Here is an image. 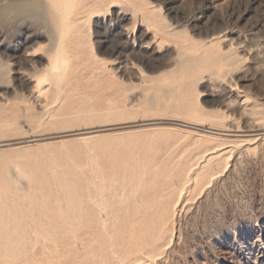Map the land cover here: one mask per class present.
I'll return each mask as SVG.
<instances>
[{
    "label": "rangeland",
    "instance_id": "1",
    "mask_svg": "<svg viewBox=\"0 0 264 264\" xmlns=\"http://www.w3.org/2000/svg\"><path fill=\"white\" fill-rule=\"evenodd\" d=\"M95 1L46 103L27 77L57 32L48 2L0 0V264H264V0ZM160 201L164 224L130 237L127 211Z\"/></svg>",
    "mask_w": 264,
    "mask_h": 264
},
{
    "label": "bare ground",
    "instance_id": "2",
    "mask_svg": "<svg viewBox=\"0 0 264 264\" xmlns=\"http://www.w3.org/2000/svg\"><path fill=\"white\" fill-rule=\"evenodd\" d=\"M42 2V1H41ZM47 4L49 8V12L52 16V18L55 21V27H56V34H54L53 40H51L49 42V44L47 45V48L45 50V53L47 55L46 60L47 63L46 65L41 69L39 74H36L34 72H28L29 75H32L33 79H30V77H27V79H29V81L33 82L36 89H37V95L38 98L39 97H45V102L48 103L50 99H48L47 94H51V99L53 98H57L59 96V94L62 92L63 90V85L72 77L74 76V64L77 61L78 57H79V53L77 52V48H78V42L80 43L81 41V37H80V31H81V26L78 25V23L82 22L83 17L85 16H89V14L93 13L96 11L97 9V5L98 2H89V0H47ZM45 3V2H44ZM42 3V5L45 4ZM35 5V4H34ZM31 6V5H30ZM123 8V7H122ZM43 9V7H42ZM43 11H45L43 9ZM178 13V12H177ZM112 14V13H111ZM116 14V13H115ZM133 14V13H132ZM49 15V14H48ZM118 15V14H117ZM134 16V15H133ZM132 16V18H133ZM109 17V16H108ZM137 17V16H136ZM135 17V18H136ZM167 17V16H166ZM50 18V16H49ZM104 18V17H103ZM117 22L120 23L122 21L125 20H129L130 17L127 16L126 14H119L117 17ZM47 20V19H46ZM133 20V19H132ZM145 21V20H144ZM130 22V20H129ZM127 23V22H125ZM146 24H148V22H145ZM157 23H152V25L156 26ZM203 24V23H202ZM46 25V24H45ZM50 25V24H49ZM113 25V24H112ZM129 25V24H128ZM151 25V26H152ZM38 26V25H37ZM148 26V25H147ZM35 27V26H34ZM26 28V27H25ZM36 28V27H35ZM153 28V27H152ZM27 29V28H26ZM176 29V28H175ZM234 29V28H233ZM28 30V29H27ZM36 30V29H35ZM34 30V32H35ZM49 30V29H48ZM51 30V29H50ZM110 30V29H108ZM39 31V30H38ZM113 31V30H112ZM117 32V31H116ZM115 32V33H116ZM118 32L120 35V38L123 40V43L125 45H129V44H133L137 45L138 48L140 47H145L148 48V42H138L136 43V39L138 38V36L135 38H133L131 36V33L128 31L127 27L121 25H118ZM145 32V31H144ZM39 33V32H38ZM147 33V32H146ZM200 33V32H199ZM44 34V33H43ZM145 34V33H144ZM3 35V34H2ZM26 35V34H25ZM53 35V34H52ZM208 35V33H207ZM144 36V35H142ZM209 36V35H208ZM207 36V37H208ZM43 38L42 35L40 34H29L27 36H25L23 42L20 44V46L22 47V53L25 57L29 58L32 57L36 54H33L30 52V50L32 49V43L34 44L36 42L37 39ZM141 38V37H140ZM158 39V38H156ZM212 39V38H211ZM38 41V40H37ZM42 41V40H41ZM74 41V42H73ZM141 41V39H140ZM107 42V41H106ZM182 42V41H181ZM19 43V42H18ZM41 43V42H40ZM90 46L92 47V44H90ZM122 46V45H121ZM131 46V45H130ZM18 47V46H17ZM95 48V47H94ZM194 48V47H193ZM198 48V47H197ZM195 49V48H194ZM192 49V50H194ZM200 49V48H198ZM197 49V50H198ZM97 50V49H96ZM183 51H187V50H183ZM97 52V51H96ZM101 52V51H100ZM178 52V51H177ZM182 52V51H179ZM99 53V50H98ZM152 53V52H151ZM160 53V52H159ZM196 53V52H195ZM181 54V53H180ZM183 54V53H182ZM192 54V53H190ZM220 54V53H219ZM94 52L91 49V56L94 57ZM121 55V54H119ZM123 55V54H122ZM121 55V56H122ZM130 55V54H129ZM174 55V54H173ZM124 56V55H123ZM125 57V56H124ZM206 57V56H205ZM119 58V57H118ZM23 59V58H22ZM32 59V58H31ZM92 59V58H91ZM206 59V58H205ZM208 59V58H207ZM224 59V58H223ZM27 60L30 59H26L24 62H26ZM33 61V60H31ZM36 61V60H35ZM34 61V62H35ZM169 61V59H168ZM180 61V60H179ZM19 62V60H18ZM21 62V61H20ZM23 62V61H22ZM38 63V61H36ZM167 62V61H166ZM31 63V62H30ZM43 63V62H42ZM45 63V62H44ZM169 63V62H168ZM20 64V63H18ZM24 64V63H23ZM40 64V62L38 63V65ZM95 66L94 68H97L100 65L104 64L103 60L100 61H95L94 62ZM134 64V63H133ZM170 64V63H169ZM207 64V63H206ZM22 65V64H21ZM33 65V64H32ZM20 66V65H19ZM27 67V66H26ZM229 67H231V65L224 60H219L217 62H214L211 65L212 68V73L215 74L218 77H224V75L227 73V71L229 70ZM17 68V67H16ZM24 68V67H23ZM193 68V67H192ZM26 70V69H25ZM189 70V69H188ZM22 71V70H21ZM200 71H198L199 73ZM16 73V72H14ZM231 73V72H229ZM19 75V74H18ZM214 75V76H215ZM231 74H229L230 76ZM239 75V74H238ZM228 76V77H229ZM240 76V75H239ZM20 78V77H19ZM24 78V77H23ZM231 79V78H230ZM226 81V80H225ZM231 84V83H230ZM234 86V84L232 85ZM26 87V86H25ZM34 87V88H35ZM226 87H228V85H226ZM233 91V90H232ZM53 96V97H52ZM242 96V95H240ZM39 100V99H37ZM39 104V103H38ZM40 106V105H39ZM196 111V108H195ZM207 112V111H206ZM264 113V112H263ZM211 114V113H209ZM212 115V114H211ZM217 115V114H216ZM220 115V114H219ZM195 117V116H194ZM193 116H191V118H194ZM225 117V116H224ZM223 117V119H224ZM191 118H189L191 120ZM202 118V117H200ZM199 118V119H200ZM212 118L209 116V119ZM221 118V117H219ZM218 118V121H219ZM188 119V120H189ZM205 119V118H204ZM202 120V119H201ZM222 120V118H221ZM181 121V120H180ZM183 121V119H182ZM186 121V120H185ZM199 121V120H198ZM217 121V122H218ZM193 122V121H192ZM190 122V123H192ZM196 122V121H195ZM193 122V123H195ZM214 124V123H212ZM187 125V124H186ZM190 125V124H189ZM200 126V125H199ZM189 127V126H188ZM202 127V126H201ZM219 127V126H218ZM247 127V126H246ZM195 128V126H194ZM205 128V127H203ZM256 128V127H254ZM260 128V127H259ZM214 129V128H212ZM233 129V128H232ZM240 129V128H239ZM263 129V128H262ZM228 130V128H227ZM238 130V129H237ZM244 130V129H243ZM211 131V130H210ZM220 131V130H219ZM189 132V131H188ZM198 132V131H197ZM209 132V130H208ZM250 130H244L242 131L243 134H248L250 133ZM199 133V132H198ZM197 133V134H198ZM212 133V132H211ZM222 133V132H220ZM261 133V132H259ZM200 134V133H199ZM236 134V133H235ZM204 135V133H203ZM206 135V133H205ZM211 135V134H210ZM241 135V134H240ZM200 136V135H198ZM197 136V137H198ZM208 136V135H207ZM214 136V135H212ZM236 136V135H235ZM217 137V136H216ZM222 137V136H220ZM233 138V137H231ZM236 138V137H235ZM240 138V137H239ZM236 138V139H239ZM244 138V137H243ZM248 138V137H247ZM220 139V138H218ZM222 139V138H221ZM220 139V141H221ZM234 139V138H233ZM242 139V138H241ZM223 140V139H222ZM229 140V139H227ZM218 141V140H217ZM224 141V140H223ZM222 141V143H223ZM231 141V140H229ZM233 141V140H232ZM231 141V142H232ZM239 141V140H238ZM242 141V140H241ZM250 141V140H248ZM258 141V140H257ZM219 142V141H218ZM217 142V145H218ZM221 144V142H219ZM226 143V142H224ZM3 144V143H2ZM229 144V143H228ZM6 145V144H4ZM221 146V145H220ZM219 146V147H220ZM218 146H215V148ZM212 148V147H211ZM209 151V149H208ZM212 151V150H211ZM217 151V150H216ZM219 152V151H218ZM217 153V152H216ZM206 155V154H205ZM179 176V175H178ZM167 185V184H166ZM168 187L164 189V193L161 194L159 197H163L164 195H169L170 193H172L173 189L172 186L167 185ZM176 188V186H175ZM174 188V189H175ZM41 204V202H40ZM39 204V205H40ZM139 207H143L144 210L146 209V213L144 212H135L132 213L131 211H127V217H126V228L128 229V231H130V237H133L134 233L132 232L134 229H136L137 227H139L140 225L143 224L144 217L146 216V214L150 213V214H154L153 217H156L157 223L155 224V227H161L163 223V216L166 215L167 216V206L165 204H163V201H160L158 208L154 209L153 211V206L145 203H141L138 204L135 208H139ZM137 210V209H136ZM24 212V211H23ZM24 216V215H23ZM20 217V216H19ZM159 217V218H158ZM5 218V217H4ZM9 218V217H8ZM11 218V217H10ZM9 218V219H10ZM21 218V217H20ZM6 219V218H5ZM146 219V218H145ZM149 220H151L152 222L153 219L152 218H148ZM155 219V218H154ZM12 220V219H11ZM1 221V220H0ZM18 221V220H17ZM12 222V221H11ZM153 228V226L151 227ZM150 228V229H151ZM5 229V228H4ZM6 232V231H5ZM12 238V237H11ZM135 238V237H133ZM13 239V238H12ZM21 247L19 244L16 243L15 247H14V252H13V256H11L12 261H19V255L18 253H16V251L20 250ZM28 249H30L28 247ZM148 253V252H147ZM146 253V254H147ZM2 264V262H1ZM135 264V263H133ZM137 264V262H136Z\"/></svg>",
    "mask_w": 264,
    "mask_h": 264
}]
</instances>
